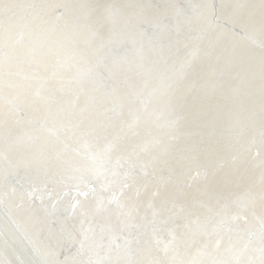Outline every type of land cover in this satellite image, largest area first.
<instances>
[{"label": "bare ground", "instance_id": "obj_1", "mask_svg": "<svg viewBox=\"0 0 264 264\" xmlns=\"http://www.w3.org/2000/svg\"><path fill=\"white\" fill-rule=\"evenodd\" d=\"M38 1L48 11L49 9L53 10L47 16V20L44 19L40 23L34 22L43 29L47 27L46 25L54 22L56 15L54 10H57L58 7L69 12V9L64 6L65 0ZM100 1H102L101 4L108 2V0ZM33 2L34 0H0V19L6 15L10 16L22 6H30ZM93 2L95 1L85 0V6H80L91 10L90 6H93ZM119 2L122 5L119 17L131 20L127 22L125 28V31L128 30V34H137L141 27L139 24H143L147 18L154 21L161 15L159 10H154L145 16L142 6H139V0H120ZM156 2L158 1L156 0ZM148 3L154 8V1L153 4ZM181 4L185 5V2L178 0L176 3L173 2V8H175L171 13H175L176 8L177 11L180 10ZM191 5L188 3L187 8H192ZM231 8H233L232 14H222L224 20H227L232 26L244 29L242 26H250L248 23L255 25L254 16L257 17L259 13L264 14V0H233ZM189 9L182 10L188 13ZM77 11L78 9L72 11L74 16L80 18L82 26L88 25L87 29L90 31L93 27L92 14ZM34 14L32 12V15ZM23 18V16H18L9 22L5 18L4 20H7L6 23L8 22L9 26H0V38L5 32L4 35L8 34L9 41L12 40L2 47L10 54V68L14 66L18 68L19 60L23 62V58L19 59L20 48L15 51L13 50L15 46H11L18 42L16 36L28 22V19L25 18L26 22ZM107 27L104 39L109 38L111 26ZM198 28L203 30L204 27L200 25ZM74 29L77 28L74 27ZM258 29L255 32L244 30L250 34H257ZM74 32L76 34L72 31L70 37H75L79 45L82 46V50L86 52V37L79 35L80 32L78 33L77 30ZM60 37L61 45L50 50L47 55H42L44 58L42 66L39 65L41 58H37V56L28 60L29 65L27 66H30L31 62L38 65V69H40L39 77L36 79L37 86L49 74L54 63L61 62L59 61L61 59L67 61L65 64L78 61V59L73 60L67 57L68 54H74L71 50L72 46L69 47L68 38ZM217 40L219 41L217 47H209L210 43H214L213 38L203 39L198 43L193 42V45L187 46L185 37L180 36L167 42L172 49H167L163 53L162 59L156 57L158 54H150L145 56L144 64L128 65L133 70L121 68V80L126 77L129 82L128 74H134L136 71L134 76H137V79L133 82L145 83L144 86H147L144 88L145 92L152 97L144 98V94L141 93L131 94L135 103L131 102L124 111L122 109L118 116L114 117V121L110 122H105L101 115H104L105 111L109 112L112 107L115 108V102L112 100V103H109L112 98L107 97V93L103 92L102 83H95L96 80L88 82L86 88H81L82 91L87 90L88 95L83 97L82 102L71 108L62 106V104L70 102V98H64L63 89L61 94L58 91L45 93V96H49L46 101L41 97L42 94L37 92L36 86H33L27 92L20 93L18 95L20 98H18L17 90L11 89L9 86L18 89L20 85L25 84V78L32 71L26 68V64L21 69L9 72L12 74L10 76L0 73L2 78L0 96L9 99L17 98L20 103L21 99L22 101L28 100L23 106V112L28 116L27 118L32 123L44 122L49 130H52L53 127V130L62 134L59 141L54 142V139L46 131L38 130L33 125L24 128V130L19 128L20 132L16 131L14 136L27 134L28 129L31 133L34 132L31 134L34 141L29 142L28 140V144H25L29 150H33L34 157L28 150L24 151L22 158L27 160L28 157H31L35 163L31 165H22L16 161L12 163L13 167L18 169L16 174L12 175L16 180L21 181L20 184H24L25 180L28 181V185L24 188L28 191L17 187L16 184L6 185L12 191V195H9L8 191H4V200L8 199V208L11 209L16 219L27 223L25 226L28 225L30 234L40 241L41 237L38 236L44 233L47 241L41 240V243H38L43 257H45V264H264V174L258 173L256 171L258 168L253 170L259 176L256 182L253 180L250 188L243 190L244 186L241 185L240 190L236 192L237 183L233 180L229 193L223 190V193H220V197L217 198L218 201L210 197L202 198L200 192L196 191L199 189L198 186L195 187V192H191L190 189L180 191V188L175 187L178 182L182 181L197 185L203 179L209 180L205 182L210 184L216 171L225 167L229 168L232 165L236 170L238 167H242L244 170L242 173L245 172L248 177V170L251 173L253 168V165L250 166L248 163L252 162L256 152L260 154L264 151L256 147L250 151L249 155H243L236 151L226 161H219L213 166L211 164L195 166L184 177L185 179L181 178L183 174L180 170L168 165L169 160L165 156H161L164 157L162 159L158 156V154L160 155L158 150L165 148L162 145L165 139L182 133L180 129L173 131L175 128L163 130L164 124L168 127L170 123L174 124L175 118L180 120L185 116L187 118L189 115L191 116L192 111L188 107V102L186 101L185 104L182 102L186 100L185 94H189V91H194L199 87L196 80L182 82V76L173 73L175 66L178 64L179 68L186 66L188 68L192 63L194 68L189 71L194 72L195 68H199V65L207 64L204 71L221 73L228 63L224 57H221L228 45L220 38ZM2 50L0 49V64L4 58ZM181 51L183 53L186 51L183 56ZM90 55L87 56L88 60L94 61L96 65L100 56L94 58ZM180 56L181 59H179ZM79 57L77 56V58ZM156 59L162 65L154 68ZM86 63V61H81L80 67L86 66ZM252 63L249 60L240 68H233L238 73H243L244 70L248 71L247 69L253 67L249 66ZM92 65L94 66V64ZM157 68L159 70H156ZM62 77L64 81L71 80L77 77V73L65 69ZM164 77H166L165 84L161 82ZM116 83L122 85L119 81ZM60 84L59 87L62 88L67 86L62 82ZM98 97V102L95 101L91 105L90 99L96 100ZM142 98L144 99L141 100ZM145 100L146 102L149 100V104L154 100L155 102L149 107L150 109H146L148 113L144 114L145 109L140 107L144 105ZM176 106L178 107L176 108ZM87 107L91 109L89 115L85 111ZM221 108H224L223 103ZM141 114L143 116L140 120L139 115ZM20 120L18 114L15 115L6 104L0 102V128L12 123L15 126L18 123V126L21 127ZM158 121V125L162 128L156 124ZM177 125L176 123L174 126ZM175 144L173 142L172 145ZM152 145H155L154 150H151ZM154 160H157L156 164H154ZM261 161H264V157H261ZM209 167L212 171L209 170ZM11 169L13 168L6 167L7 171ZM220 173L222 170L218 174ZM74 175L76 176L74 177ZM77 175L82 178L79 180ZM3 177L4 175L1 174L0 188L5 187L3 179L1 181ZM218 179L221 182L220 185H224V180L228 184L230 181L228 176L226 178L222 174ZM185 186L187 187V185ZM182 199L189 207H186L184 212L182 211L174 219V222H172L173 219L168 220V215L171 216L179 211L176 209L180 206ZM217 203L220 206L209 209L210 211L207 210L209 206H214ZM152 217H154L153 220L159 218L163 224L160 232L151 231L154 223V221H150ZM31 220L35 221H33L36 223L35 226L28 224V221ZM219 221L226 223H219ZM129 243L134 247L133 251L130 250ZM109 254L111 256L118 255L121 259L108 261L109 258H106ZM128 257H132V259L128 260Z\"/></svg>", "mask_w": 264, "mask_h": 264}, {"label": "water", "instance_id": "obj_2", "mask_svg": "<svg viewBox=\"0 0 264 264\" xmlns=\"http://www.w3.org/2000/svg\"><path fill=\"white\" fill-rule=\"evenodd\" d=\"M94 1L95 2L92 3L93 6H90L91 10H88L80 6H85V0H65L64 6L69 9V12L62 7H58L57 10H54L56 11V15L54 17V22H52L53 24L50 23L46 25L47 27L44 29L38 27L34 22L40 23L44 19L47 20V16L50 15L53 10L49 9V12L42 7L38 0H34L30 6H22L10 16L6 15L7 17L4 16L0 19V26L5 25L7 27L9 26L7 25L8 22L10 20H15L18 16H23L26 22V19H28V22H25L26 26L20 30L16 36L18 42H15V45H11L15 46L13 47L15 51H18L20 48L19 59L23 58V62L17 59L19 63L22 64L18 63V68L17 66L10 68V54L5 48H2L5 43L12 42V40L9 41L8 34L6 33V36L4 35L5 32L2 33V37L0 38V49L4 51V58L0 64V73L10 76L12 74L9 72H14L15 69H21L25 64L28 70H32L30 71L31 74L25 78V84L20 85L18 89L9 86V88L17 90V97L20 93L27 92L30 88L36 86L37 92L41 93V97L47 101L49 96H45V93H55V91H58L61 94V90L63 89L64 93L62 94L64 98H70V102H66V104H62V106L73 108V106L83 101V97H87L88 95L87 90L82 91L81 88H86L88 82L96 80L95 83H102L103 92L107 93V97L112 98L109 100V103H112V100L115 102V108L112 107V109H109V112L105 111L104 115L101 116L104 117L105 122L114 121V117L116 118L122 109L124 111L126 106L131 104V102L135 103V99L133 100L131 94L141 93L142 95L144 94V98H147L146 96L152 97L145 92L144 88L147 87L144 86L145 83L137 84L133 82V80L137 79V76H134L136 71H134V74L127 73L129 75L128 81L131 82L130 84H128L129 82H127L126 77L121 80V68L131 70L132 67L130 68L128 65L135 63L144 64L146 60L145 56L150 54H158L156 57L162 59L163 53H165L167 49H172L167 42L177 39L180 36L185 37L187 46L190 44L193 45V42L198 43L203 39L208 40L209 38H213L214 43L209 44L210 48L217 47L219 45L217 39L220 38L228 45L221 55V57H224L226 61H228L221 73L212 72L210 70L204 71V68H207V64L199 65V68H195L194 72L189 71L194 68L192 67V63H190L188 68L187 66L179 68L178 64V66H175L173 73L182 76V82L196 80L195 82L199 83V87L194 91H189L190 95L185 94L186 100L182 102L184 104L186 101L188 102V107L190 111H192L191 116L187 113L189 115L188 118L187 116L180 120L175 118L176 121L174 124L172 125V123H170L168 127L164 124L163 130L175 128L173 131L180 129L182 133L177 136L173 135L172 138L165 139L162 145H164L166 149H159L160 155L158 154V156H160L161 159L164 158L161 156H165L169 160V162H167L168 165H172L176 170H180L183 174L181 178H184L195 166H207L208 164L213 166V164L219 161H226V159L235 154L236 151L243 155H249L250 151L255 147L264 151L263 13H259L257 17L254 16L255 25L248 23L250 26H242V28L249 31L253 30L254 32L256 29L262 28L256 31L257 34H250L246 30L238 28V26H232L227 20H224L222 16L223 13L229 15L233 13V8H231V1L233 0H178L179 2L184 1L185 5L181 4L180 7L182 8L178 11L176 8L175 13H171V11L175 8H173V2L176 3L177 0H157L158 2H156V0H139V6H142L145 16L149 15L150 12L154 10H159L161 15L160 17H156L154 21H150V18H147L143 24H139L141 27L137 34H128V30L125 31V28L127 22L131 20L119 17L122 12L120 0H108L107 3L103 4H101L102 1L100 0ZM153 1L155 2V5H153L154 8L148 3L150 2L153 4ZM188 3L190 5L192 4V8H187ZM77 9L78 11L92 14L91 22L93 27H91L90 31L87 29L88 25L85 24V27L82 26L80 18L74 16L72 11ZM182 9H189V12H183ZM32 12L35 14L32 15ZM5 18L8 20L7 23V20H4ZM108 25L111 26L109 28V38L104 39L103 37L105 36L106 30H108ZM200 25L204 27L203 30L198 28ZM74 27L77 29H74ZM74 30H77L78 33L80 32L79 35L86 37V52L82 50V46L79 45L75 37H70L72 31L75 33ZM60 36H65L66 39L68 38V45L69 47L72 46L71 50L74 54H68L67 57L73 60L78 59V61L65 64L67 61L61 59L59 60L61 62L54 63L49 74L46 75L43 81L37 86L36 79L39 77L40 69H38V65H34L31 62L30 66H27L29 65L28 60L37 56V58H41L39 65L42 66V59H44L42 55H47L48 52L50 53V50L61 45L62 39ZM21 47H24V49ZM184 53L181 51L182 56ZM89 55L94 58L100 56V60L96 65L94 61L88 60L87 56ZM77 56L80 57L77 58ZM207 56H209V53H207ZM181 58L180 56L179 59ZM89 59L92 60L90 57ZM249 60L253 62L252 65L249 64V66L253 67L247 69L248 71L244 70L243 73H238L237 70H235L240 68L241 65H245L246 62L248 63ZM81 61H86V66L80 67L79 63H81ZM92 64H94V66ZM159 65L162 64L156 59L154 61V68ZM233 67H235V69ZM65 69L75 71L77 77L64 81L62 75ZM156 70L159 69L157 68ZM165 78L166 77L161 81L163 84L166 83L164 80ZM1 79L0 77V81ZM117 81L121 82L122 85H117ZM61 82L67 86L64 88L59 87ZM77 88L80 89L77 90ZM154 94L155 92L153 95ZM37 98H40V96H37ZM97 100H99V97L96 98V100L92 98L89 102H91L92 105V103L94 104ZM27 101H22L21 99L20 103L17 98L9 99L0 96V102L6 104L10 110H12L15 115L18 114L19 119H21L19 123L21 127L18 126V123L16 126L12 123L11 125L0 128V175H4L1 181L3 179L5 183V187H2L3 189L0 188V264L46 263L45 257H43L39 248L41 240L47 241L44 233L38 236L39 238L41 237L40 241L37 238L35 239L30 234L31 231L28 230V225L25 226L27 223L19 221L13 216L11 209L7 206L8 199L4 200V191H8L9 195H12V191H10L9 187L6 185L12 186L16 184L17 187H21L24 191H28L24 189L26 185H28V181L25 180L24 184H20L21 181L16 180L12 175L16 174V170L18 171L16 167H13L12 163L15 161L22 165H31L35 163L34 159L31 157H28L27 160H23L24 158H22L24 157V151L29 150L25 144H28V140L29 142L34 141L31 135L34 134V132L31 133L28 129L29 132L27 131V134L14 136L15 132H20L19 128L24 130V128L26 129L28 126L33 125L38 130L46 131L47 134L54 139V142H58L59 137L62 135L53 130V127L52 130H49V128L46 127L47 124L44 122L32 123L23 112V106ZM153 103L150 102L149 104V100L147 102L145 100L144 105L140 107L141 109H145V111H143L144 114L147 112L146 109L151 107ZM222 103L224 108H221ZM177 107L178 106H176V108ZM85 111L88 115L91 114V109L89 107L85 108ZM221 112L224 113L222 114ZM142 114L139 115L140 120L143 116ZM176 123L178 125L174 126ZM156 124L158 125L159 121ZM173 142L176 144L172 145ZM153 147H155V145L151 146V150H154ZM29 153H31V155L35 154L33 150H29ZM32 157H34V155ZM261 157H264V152H260V154L256 152L252 162L248 163L250 166L253 165L251 173L248 170V177L245 175V172L242 173V171H244L242 167H238L236 170L232 165L229 168L225 167L221 169L222 173L220 174L226 176V178L228 176V180H230L229 184L224 180V185H220L221 182L218 179L220 170L215 172V176L212 179L210 177L212 181L210 184H206L205 182L209 180L203 179L200 180L197 185L188 184L187 182L183 183L182 181L181 183L178 182L175 187L180 188V191L190 189L191 192H195V187L198 186L197 188L199 189L196 191L200 192L202 198L210 197L218 201L217 198L220 197V193H223V190L229 193L232 188L231 183L233 180L237 183L235 189L237 192L242 186H244V188H242L243 190L250 188L249 186L253 183V180L256 182L259 175L254 173L253 170L255 168H258V170H256L258 173L264 174V161H261ZM156 161L157 160H154V164H156ZM6 167H11L13 169L7 171ZM184 170H186V172L183 173ZM209 170L212 171L211 167H209ZM98 174H96V176H99ZM75 176L76 175H74V177ZM77 178L80 180L82 177L77 175ZM18 179L21 178L18 177ZM185 185H187L188 188ZM209 187H211V189H208ZM9 195L8 197L11 198ZM216 206L220 205H218V203L216 205L214 204V206H209L207 210L210 211ZM186 207L189 206H186L185 200L182 199L180 206L176 209L179 211H176V213H173L171 216L168 215V220L173 219L172 222H174V219L177 218L182 211L184 212ZM196 209L199 208L196 207ZM153 218L154 217L150 219V221H154L151 231L160 232L163 224L159 221V218L156 219L157 221L153 220ZM34 220L36 221V219ZM34 220L28 221V224L30 226H35L36 223H34ZM219 223L226 222L219 221ZM41 228L43 229V226H41ZM128 245L130 250L133 251L134 247L132 244L129 243ZM127 253L129 254V252ZM108 258V261H112V259L116 261L118 258L121 259L118 255L111 256L110 254L106 259ZM129 258L132 259V257H128V260H130Z\"/></svg>", "mask_w": 264, "mask_h": 264}]
</instances>
